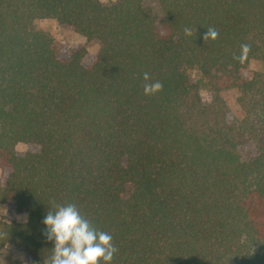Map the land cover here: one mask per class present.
I'll return each instance as SVG.
<instances>
[{
  "label": "trees",
  "instance_id": "16d2710c",
  "mask_svg": "<svg viewBox=\"0 0 264 264\" xmlns=\"http://www.w3.org/2000/svg\"><path fill=\"white\" fill-rule=\"evenodd\" d=\"M158 2L160 18L143 0H0V204L27 213L0 220V252L18 244L46 264L44 218L74 203L113 236L111 264H264V72L241 75L264 61V0ZM40 18L99 52L62 49ZM209 27L219 37L204 41ZM20 141L39 150L19 155Z\"/></svg>",
  "mask_w": 264,
  "mask_h": 264
},
{
  "label": "clouds",
  "instance_id": "9594fccd",
  "mask_svg": "<svg viewBox=\"0 0 264 264\" xmlns=\"http://www.w3.org/2000/svg\"><path fill=\"white\" fill-rule=\"evenodd\" d=\"M186 36H192L190 28L184 29ZM219 32L209 27L203 35L204 41L216 40ZM251 52L250 44H242L239 56L234 59L244 64ZM145 81L150 80L147 72L143 74ZM163 83H145V95H155L163 91ZM56 211H49L43 223L47 226L45 236L54 241L53 255L46 264H111L118 248L111 234L98 230L91 221L81 214L74 203L56 205Z\"/></svg>",
  "mask_w": 264,
  "mask_h": 264
},
{
  "label": "rangeland",
  "instance_id": "374dc122",
  "mask_svg": "<svg viewBox=\"0 0 264 264\" xmlns=\"http://www.w3.org/2000/svg\"><path fill=\"white\" fill-rule=\"evenodd\" d=\"M104 4H111L116 0H100ZM144 6L151 9L152 13L160 18L162 17L161 8L158 0H143ZM38 28L49 32L55 41L64 50L74 51L76 49L85 48L90 55H96L101 47L100 42L97 39H88L86 36L77 32L72 25L60 23L54 18H40L35 21ZM254 72H264V61L260 59H252L249 64L241 70L243 77H250ZM192 81L196 82L199 86L200 94L206 101L210 98L205 79L201 73L197 70L191 72ZM237 95V91H227L224 96L231 101L232 112L230 117L239 114L238 107L234 102V97ZM15 150L19 155H23L27 152L38 151L39 146L31 142L20 141L16 144ZM240 150L244 158H250L256 154V147L254 143L248 141L240 146ZM2 175V169L0 167V177ZM27 219V213L18 212L5 204H0V220L4 221H25ZM0 264H32L31 257L24 250V248L18 244L7 243L0 252Z\"/></svg>",
  "mask_w": 264,
  "mask_h": 264
}]
</instances>
